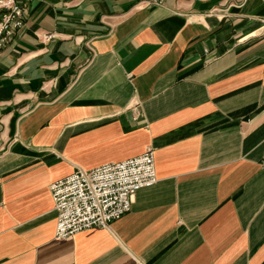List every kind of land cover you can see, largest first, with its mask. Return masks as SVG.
<instances>
[{
	"label": "crops",
	"instance_id": "0c3cea01",
	"mask_svg": "<svg viewBox=\"0 0 264 264\" xmlns=\"http://www.w3.org/2000/svg\"><path fill=\"white\" fill-rule=\"evenodd\" d=\"M263 24L264 0H28L0 50V264H264ZM147 147L128 213L55 238L52 182Z\"/></svg>",
	"mask_w": 264,
	"mask_h": 264
},
{
	"label": "built area",
	"instance_id": "2783aa9c",
	"mask_svg": "<svg viewBox=\"0 0 264 264\" xmlns=\"http://www.w3.org/2000/svg\"><path fill=\"white\" fill-rule=\"evenodd\" d=\"M27 1L0 0V50L22 28ZM160 1L140 0L144 4ZM157 180L154 152L147 147L139 155L90 170L78 168L52 182L49 190L57 211L55 238L66 240L93 227H110L130 211L137 191Z\"/></svg>",
	"mask_w": 264,
	"mask_h": 264
}]
</instances>
